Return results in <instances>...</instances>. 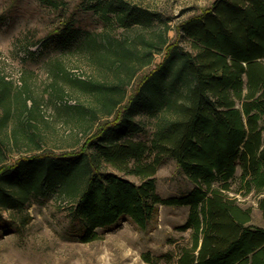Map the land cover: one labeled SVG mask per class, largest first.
Here are the masks:
<instances>
[{
	"label": "trees",
	"instance_id": "16d2710c",
	"mask_svg": "<svg viewBox=\"0 0 264 264\" xmlns=\"http://www.w3.org/2000/svg\"><path fill=\"white\" fill-rule=\"evenodd\" d=\"M40 1L56 5L55 0ZM81 5L105 28L160 26L149 37H118L107 28H81L67 17L53 29L51 37L59 45L79 41L125 75L111 83L73 79L95 94L105 113L75 150L42 151L4 163L12 137L0 134V208L21 209L31 196L58 191L69 198L79 240L89 242L99 237L98 228L126 218L145 228L160 204L186 206L178 229L189 231V238L177 243L175 264H264V0H212L178 22L173 39L156 11L126 0ZM161 50L167 51L163 60L140 76L128 95L136 73ZM52 74L70 77L59 62L53 63ZM9 84L0 74V133L13 115V103L20 104V120L30 110L22 91L11 96ZM138 103L156 117L146 141L133 138L142 127L128 115ZM67 107L97 118L96 107ZM26 126L35 127L28 120ZM25 133L32 141L40 137L34 129ZM166 158L192 184L184 194L158 193L155 174ZM250 194L256 197L260 224L253 222V205L240 199ZM143 256L152 262L149 254ZM159 257L172 259L173 252Z\"/></svg>",
	"mask_w": 264,
	"mask_h": 264
},
{
	"label": "rangeland",
	"instance_id": "374dc122",
	"mask_svg": "<svg viewBox=\"0 0 264 264\" xmlns=\"http://www.w3.org/2000/svg\"><path fill=\"white\" fill-rule=\"evenodd\" d=\"M87 1L55 0L56 5H51L40 0H0V74L10 81L11 96L15 98L22 91L30 108L29 113L21 116V120L24 119L21 121L20 104L13 103V115L0 133L12 137L2 162L13 163L19 157L42 151L61 153L77 149L105 113L95 94L73 79L111 83L125 75L123 70L115 71L96 51L79 41L71 47L59 45L58 40L51 37L54 28L70 17L75 19V25L92 32L107 28L115 36L136 38L138 35L149 37L159 25L156 22L149 29L105 28L92 10L81 8ZM126 1L160 13L170 26L168 37L173 39L177 23L212 0ZM181 44L188 48L186 39H182ZM166 52H154L152 61L140 69L128 85V95L138 84L139 77L159 64ZM55 62H59L70 77L55 79L52 74ZM133 64L138 65V62ZM54 80L56 84L52 85ZM76 103L96 107L97 118H91L90 114L82 116L67 107ZM1 115L0 108V118ZM128 115L142 127L133 138L148 140L156 117L139 103L129 109ZM107 117L111 119L113 113ZM27 120L35 127H27ZM30 129L39 133L36 141L26 136L25 132ZM107 169L134 182L140 181L136 175ZM155 182L158 193L164 197L184 194L192 187L172 158H166L159 166ZM240 199L246 205H253V222L260 224L256 197L250 194ZM69 207V198L54 191L45 196H31L21 209L0 208V264H175L177 243L183 244L189 238V231L178 229L187 217L188 208L160 204L145 228L126 218L111 227L98 228V238L82 242L77 235L78 225L69 216ZM166 252H173L172 259L159 257ZM144 254H149L152 262L146 261Z\"/></svg>",
	"mask_w": 264,
	"mask_h": 264
}]
</instances>
